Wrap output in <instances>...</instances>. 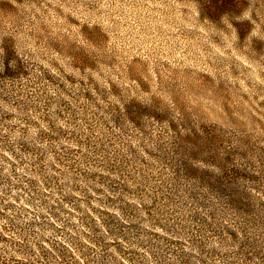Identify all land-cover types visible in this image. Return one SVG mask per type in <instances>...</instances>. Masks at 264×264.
I'll use <instances>...</instances> for the list:
<instances>
[{
  "label": "rangeland",
  "instance_id": "374dc122",
  "mask_svg": "<svg viewBox=\"0 0 264 264\" xmlns=\"http://www.w3.org/2000/svg\"><path fill=\"white\" fill-rule=\"evenodd\" d=\"M2 237L10 264H264V0H0Z\"/></svg>",
  "mask_w": 264,
  "mask_h": 264
},
{
  "label": "trees",
  "instance_id": "16d2710c",
  "mask_svg": "<svg viewBox=\"0 0 264 264\" xmlns=\"http://www.w3.org/2000/svg\"><path fill=\"white\" fill-rule=\"evenodd\" d=\"M129 107H130V105H129ZM145 115V113L143 114V115H141L140 117H142V116H144ZM130 120H134V119H136V117H134V115H130V114H127L126 115ZM197 132H193V133H191V134H189V135H187L188 137H187V139H194V138H196L197 139ZM199 142V141H198ZM196 143H197V140H195V142H192L191 144L196 148V150L197 151H199V150H205V149H207L206 147H205V143H201L200 142V145H196ZM194 152V151H193ZM188 169H185V171H187ZM0 241H2V242H4L5 241V238L4 237H2V238H0ZM52 248V249H51ZM51 248H48V249H46V248H42V250H43V254L41 255L42 256V258H46V257H48L49 255H50V253H60V257H62V258H64V254L63 253H61V251L59 250L58 251V249L57 248H55L54 246L53 247H51ZM49 249H51V251L49 250ZM48 251H50V252H48ZM68 263H65L64 262V264H70V262L69 261H67ZM0 264H10V261L8 260V259H0Z\"/></svg>",
  "mask_w": 264,
  "mask_h": 264
}]
</instances>
